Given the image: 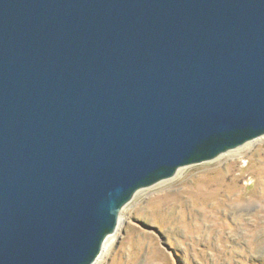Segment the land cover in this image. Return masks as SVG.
<instances>
[{
  "label": "water",
  "instance_id": "water-1",
  "mask_svg": "<svg viewBox=\"0 0 264 264\" xmlns=\"http://www.w3.org/2000/svg\"><path fill=\"white\" fill-rule=\"evenodd\" d=\"M264 135V0H0V264H94L140 190Z\"/></svg>",
  "mask_w": 264,
  "mask_h": 264
},
{
  "label": "rangeland",
  "instance_id": "rangeland-1",
  "mask_svg": "<svg viewBox=\"0 0 264 264\" xmlns=\"http://www.w3.org/2000/svg\"><path fill=\"white\" fill-rule=\"evenodd\" d=\"M245 144L140 190L97 264H264V135Z\"/></svg>",
  "mask_w": 264,
  "mask_h": 264
},
{
  "label": "bare ground",
  "instance_id": "bare-ground-1",
  "mask_svg": "<svg viewBox=\"0 0 264 264\" xmlns=\"http://www.w3.org/2000/svg\"><path fill=\"white\" fill-rule=\"evenodd\" d=\"M260 137H261V136H260ZM247 143H249V142H247ZM245 145H246V144H245ZM245 145H244V146H245ZM241 148H242V147H241ZM182 169H183V168L179 169L178 172H177V174H178ZM177 174H176V175H177ZM176 175H175V176H176ZM175 176H174V177H175ZM174 177H173V178H174ZM162 183H163V181L160 182V183H158V184H156V186H157V185H160V184H162ZM141 191H142V190H141ZM137 193H138V192H137ZM137 193H136V194H137ZM136 194H135V195H136ZM135 195H134V196H135ZM118 227H119V226H118ZM118 227H117V228H118ZM117 231H118V229H116L115 232H114L112 235H110L109 237H107V239L105 240L104 245H103V249H102L103 251L107 248V246H109V245L115 240V238H116V236H117ZM101 253H102V251H101ZM100 255H101V254H100ZM102 255H103V254H102ZM102 255H101V256H102ZM100 258H101V257H100ZM100 258H99V259H100ZM99 259L95 262V264H97V262L99 261Z\"/></svg>",
  "mask_w": 264,
  "mask_h": 264
}]
</instances>
